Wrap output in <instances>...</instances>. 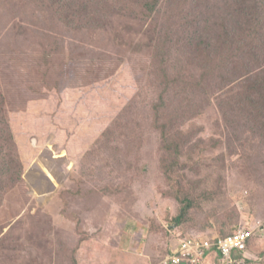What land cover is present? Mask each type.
<instances>
[{"label": "rangeland", "instance_id": "obj_1", "mask_svg": "<svg viewBox=\"0 0 264 264\" xmlns=\"http://www.w3.org/2000/svg\"><path fill=\"white\" fill-rule=\"evenodd\" d=\"M117 4L85 26L57 22L49 1L0 0V264H87L77 252L90 239L138 257L145 243L170 252L241 228L256 231L245 261L264 264V0ZM237 28L255 43L250 83L223 50ZM165 36L178 42L171 82L176 56L210 52L235 55L221 72L236 85L207 102L165 88Z\"/></svg>", "mask_w": 264, "mask_h": 264}, {"label": "trees", "instance_id": "obj_2", "mask_svg": "<svg viewBox=\"0 0 264 264\" xmlns=\"http://www.w3.org/2000/svg\"><path fill=\"white\" fill-rule=\"evenodd\" d=\"M49 1L54 7L50 8L52 11V17L54 18H61V14L63 12L68 13L64 20L68 23L75 22V19H79L83 16H87L84 19L85 26L90 25H104L100 24V22H97L95 20V10H114L118 9V4L120 0H43V3L46 4V2ZM160 0H158V3ZM111 4V5H110ZM116 4V5H115ZM145 5L148 6H155L157 4H151L150 2L145 3ZM58 6V7H55ZM114 6V7H113ZM96 8V9H95ZM154 8V9H155ZM154 9H145L149 13H153ZM72 13V14H70ZM57 19V22L59 21ZM80 23V21H79ZM226 26V25H225ZM223 28V27H221ZM228 29V28H227ZM229 30V29H228ZM160 34L161 30H160ZM238 34L243 35L242 37L239 36V40L236 41V36ZM245 33L242 28L233 29L230 31H226V38L228 43L226 45H223V50L225 52L226 47L230 51L236 50V52L240 55V58L245 61L244 63V72L245 75H241V82L250 83L252 81L258 80L259 76L258 73H252V67L257 66V55H256V49H255V43L253 41V35L250 33H247L246 36H244ZM180 40V38H178ZM164 51L162 53V56H160L157 60V70L160 71L163 74V86L165 88L169 87L170 85H173L176 87L177 93L179 96L183 97V95H187L190 92L193 94H196L200 101L203 100L204 102H207V97L216 94V96H219L220 93H222L227 87L231 85H236V83H233L229 81V79L222 74L221 68L227 67V64H230L233 59L235 58V55L227 56L226 54H210V52H206L203 55L198 56V60L194 58V56L191 55L190 61L187 59L183 60L182 63H180L181 58L178 56L175 57V60L177 62V70L176 75L174 77V80L171 82L169 78V74L167 72V67H169V64L171 61V57L173 56L171 52L173 50L178 51V42H175L173 40H170L167 36H165V42L163 43ZM252 57V62L249 63L248 58ZM259 62L261 65L258 67L259 73L264 70V60L259 59ZM155 64V63H153ZM180 64H183V66L192 67L194 69V74L190 76L189 80L187 81V77L183 73H180L178 71V67ZM156 65V64H155ZM182 102L187 103V100L182 99ZM196 100V99H195ZM164 102V101H162ZM191 104L196 105V101L191 102ZM197 106V105H196ZM193 112L197 115L198 109L192 108ZM196 110V111H195ZM184 218V211L181 212V215L178 219V221H181ZM237 234V232H233L229 234L228 236L224 238H216L212 241H219V240H225L231 236H234ZM195 237V236H193ZM190 238V237H188ZM199 241H207L211 239L204 240L202 237L196 236ZM255 238V237H254ZM254 238L251 240L248 246V253L250 252V248L252 246V242ZM213 255H217L219 257V260H222V256L220 253L215 252ZM235 261H237L238 264H247L245 261V256L240 254H235L234 257Z\"/></svg>", "mask_w": 264, "mask_h": 264}, {"label": "built area", "instance_id": "obj_3", "mask_svg": "<svg viewBox=\"0 0 264 264\" xmlns=\"http://www.w3.org/2000/svg\"><path fill=\"white\" fill-rule=\"evenodd\" d=\"M256 235V231L241 228L237 234L225 240L199 241L195 237L185 238L179 241L178 246L172 250L164 264H204L215 252L222 256L224 264H238L235 254L248 258V246Z\"/></svg>", "mask_w": 264, "mask_h": 264}, {"label": "crops", "instance_id": "obj_4", "mask_svg": "<svg viewBox=\"0 0 264 264\" xmlns=\"http://www.w3.org/2000/svg\"><path fill=\"white\" fill-rule=\"evenodd\" d=\"M117 215H113L111 217H115ZM107 230L108 232H111L113 230L112 225L108 226ZM116 232V231H115ZM124 232L122 234V241L124 237ZM92 237V236H91ZM107 240V243L110 244V239L107 237L105 238ZM90 241V245L92 247H87L85 250H82L81 252H77V263H79V259L83 262H87V264H164L165 261L167 260L168 256L171 255L172 250H174L178 245V241L175 246H172L170 249V252L167 249V240L160 239L159 240V252L157 253H152V247H150L147 243L143 245V255H138V257L130 256L127 255L125 250L126 246L124 245L123 247L120 248L119 245L117 246H108V247H103L99 245V242L97 243L92 242L94 240ZM125 242V241H124ZM97 243V245H95ZM163 243L162 250L160 249V245ZM122 245V244H121ZM165 250V251H164ZM168 252H167V251ZM163 251V254H162ZM102 253H107L109 255L113 256L115 253L119 254L117 257H114L112 259V262H101V254ZM163 258V259H162ZM109 259V258H107ZM163 260V261H162ZM204 264H224L222 260H219V257L217 255H213L210 259H207V261Z\"/></svg>", "mask_w": 264, "mask_h": 264}]
</instances>
